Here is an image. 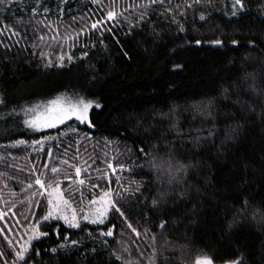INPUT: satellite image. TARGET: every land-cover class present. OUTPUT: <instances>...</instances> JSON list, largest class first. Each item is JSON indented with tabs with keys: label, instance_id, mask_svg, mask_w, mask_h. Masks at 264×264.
<instances>
[{
	"label": "trees",
	"instance_id": "trees-1",
	"mask_svg": "<svg viewBox=\"0 0 264 264\" xmlns=\"http://www.w3.org/2000/svg\"><path fill=\"white\" fill-rule=\"evenodd\" d=\"M178 4L184 5L185 0H171V6H164L170 8L168 12L160 5L149 7L145 22L135 28L131 24L137 23L144 9L132 10L133 0H116L115 5L110 0H8L0 4V98L5 101L0 104V213H5L0 227L12 226L7 235L16 249L27 241L33 225L39 224L40 231L49 233L32 241L29 256L33 251L40 255L29 264H121L113 253L122 260L150 264L153 251L157 252L155 264H195L203 254L211 256L215 264L241 255L243 264H264V223L248 220L231 231L225 223L232 221L229 210L237 201L254 200L257 205L264 201V122L234 103L239 92L241 104L255 102L257 113L264 110V99L248 90L251 84L264 95V0H244V10L237 8L236 15L232 0H202L193 8L177 10ZM125 7L129 10L124 11ZM112 8L123 11L131 24L123 17L110 21L115 39L108 32L101 38L89 31L90 24ZM172 16L183 24V32L171 22ZM5 25L20 35H12ZM81 29L83 34L73 39ZM217 39L223 44H215ZM61 55L62 67L58 66ZM49 60L51 66H46ZM178 64L183 67L174 70ZM245 73L254 79L238 83ZM225 88L230 99L224 97ZM61 92L95 93L92 98L102 105L90 112L94 126L79 124V135L70 140L81 144V178L87 179L85 160L92 164L88 171L93 177L99 175L93 168L106 166L102 163L105 153L109 158L115 154L131 168V172L118 174L120 183H116L117 175L111 177L110 186L106 180H98L104 187L94 191L110 187L127 196L121 203L129 222L141 232L139 239L120 218L114 221L113 236L106 237L100 233L112 221L68 228L61 220H42L43 197L29 203L32 190L25 193L24 188L33 179L30 167L44 163L45 154L28 143L11 145L17 140L57 136L60 130L33 133L23 125L21 109ZM209 103L217 132L194 146L186 126L199 125L202 117L194 106ZM177 121L184 130L182 138L170 128ZM162 136L165 143L161 147L174 141V163L189 166L187 174L181 173L176 180L153 166L151 154L138 152L141 147L149 152ZM53 147L46 143L45 150ZM75 147L72 143L65 158L71 159ZM62 151V147L56 148L55 154ZM66 171L74 177L72 169ZM130 180L136 182L131 188L142 187L129 196L121 185L129 187ZM73 185L76 187L75 178ZM162 192L169 193L167 203L152 209L151 199ZM181 192L185 195L180 196ZM91 195L85 187V201ZM37 201L39 207H33ZM162 218L171 225L163 236L158 228ZM146 230L148 235H144ZM152 234L157 237L155 242ZM166 241L168 247H164ZM0 248L5 253L12 251L2 235ZM52 248L57 249L55 254Z\"/></svg>",
	"mask_w": 264,
	"mask_h": 264
},
{
	"label": "snow or ice",
	"instance_id": "snow-or-ice-1",
	"mask_svg": "<svg viewBox=\"0 0 264 264\" xmlns=\"http://www.w3.org/2000/svg\"><path fill=\"white\" fill-rule=\"evenodd\" d=\"M8 0H0V4L7 3ZM110 2L115 5L116 0H110ZM202 0H191L187 2L185 0L184 5H176L175 8L178 10L181 7L184 8H193L194 5L201 4ZM171 6V0H147L144 4H137L133 0V8H143L144 10L139 12L137 17V23L131 24L128 21V18L124 16L123 11L117 12L114 8L106 11L105 14L101 15L98 19L94 20L90 26L89 31H95L103 38L104 33L108 32L115 39V34L112 29L114 25H110V21L117 20L118 17H123L125 21H128L131 24L132 28H135L137 24L145 22V17L148 15L147 9L153 5H160L164 7L165 5ZM233 15H236V9L243 11L245 8L244 0H232ZM129 8L125 7L124 11H128ZM169 7H164V11L168 12ZM163 14V13H161ZM180 15L183 16L184 12H180ZM206 17L201 14L200 20L204 21ZM172 23L177 24L179 31L183 32L185 29L183 24L172 16ZM40 23H43L41 21ZM45 27H50V25H45ZM5 29H8V26L5 25ZM12 31V35H20L19 32L8 29ZM2 34V33H0ZM83 34V29L80 32L76 33V37H79ZM40 40L44 39L43 35L38 37ZM103 43V40L101 39ZM117 45H119V40H116ZM199 44L200 42L197 41ZM217 45H222L223 41L217 39L214 41ZM233 44H236L237 41L233 40ZM43 57V53H41ZM124 56L128 57L127 52H124ZM64 56L59 57L58 66H64L63 64ZM69 62H71L72 57H68ZM51 61H48L46 66H51ZM183 66L176 65L174 70H179ZM250 79H254L252 74L245 73L238 81L240 84L248 83ZM250 91L256 93L257 96H261L264 99V95L257 93L254 86L249 85ZM95 93H89L88 96L83 94H78L72 92H61L60 94L55 95L54 97L45 98L34 103H31L28 106H25L21 109L23 113V125L33 133H43L47 130L57 129L60 130L57 136H47L45 139H37L34 141L27 142L25 140H17L15 145L29 144L37 153L45 154V162L42 164L32 163L30 167L29 176L32 177V182L27 183V187L24 188V192L28 193L29 190H32L29 198V203H32L36 200L37 197H43L46 199V207L44 212H42L43 221L51 220H63L64 224L68 228L80 229L81 220L85 221L87 224L91 225H105L112 221L110 226L106 231L100 233V235L106 237H112L114 234L115 228V219L120 218L121 222L126 225L132 233L135 234L136 238L141 237V232H139L131 222L128 220L124 204L121 203L122 200H126L127 196L120 194V190L117 189L115 192L109 187L106 190L95 192L96 189H101L104 186L98 183V180H106L107 184L110 186L112 181L107 179L108 170H111L113 175H116L117 169L120 172H131V168L125 167V165L117 160V156L114 154L112 157H108L105 153V159L102 163L106 164V168L101 170L99 167L93 168V172L98 173L99 175L93 177L92 172L88 171V168L92 167V164H89L87 160L84 161L85 164H88V168L83 169V173L86 174L87 179L81 178L82 176V167L80 166V156L78 155L81 151V144L76 141H71L70 138L73 135L78 136L79 124H85L88 127H93V122L90 119V112L92 109H100L102 105L93 99L92 97ZM224 97L230 99L229 91L227 88L224 89ZM5 101L0 98V104H4ZM236 104H240L241 111L247 113L250 117L255 118L256 115H259L260 120L264 122V110L257 113L254 103L241 104L240 102V93H237V99L234 101ZM196 113L199 117H202L199 125H191L188 127V131L192 134L191 140L195 145H198L201 141L207 140L213 135L216 134L217 129L215 126L216 117L213 112V105L211 103L204 105H195ZM19 114V113H18ZM167 118V114L165 115ZM193 119H196V116H193ZM210 122L211 126H207ZM76 125V127H73ZM170 128L174 130L177 138L184 137V130L179 127L178 121L170 125ZM71 130V131H69ZM148 131L149 129H145ZM234 131V130H233ZM207 132V136H204L203 133ZM166 135V134H165ZM87 139V136H85ZM68 140V143L65 141ZM46 143H51L54 145L52 149L45 150ZM72 143H76V147L72 150L71 159L65 158V155L68 154V150L71 147ZM165 143V139L162 136L161 140H158L156 144L152 145V148L149 152H145L144 148H138V152L143 156H149L151 154L152 159L151 163L153 166L160 172L171 175L172 179L176 180L177 177L183 173L187 174V168L189 166L183 164H175V154L171 150V145L174 141H166V147H161V144ZM107 146V142L105 143ZM62 147L63 151L56 155V148ZM85 151L88 149L85 147ZM131 151V149H129ZM159 152H163L164 155L160 156ZM54 161V162H53ZM114 161L116 163H114ZM95 163V161H93ZM142 167V166H141ZM66 169H72L74 171V177L69 174ZM75 178L76 187L73 188V182ZM171 182V181H169ZM177 182H182L177 180ZM116 183H120L119 175L116 176ZM136 183L134 180L129 181V187L123 188L124 192L129 196L134 195L139 191L142 185L137 184L136 188H131V185ZM38 186V187H37ZM7 187V185H5ZM87 187L89 192L92 193L91 198L88 199L87 204H84V188ZM67 189H72V191H67ZM169 193L162 192L159 195V198L153 197L151 199V207L154 210H159L162 204L167 203V197ZM180 196H184L185 193L181 192ZM75 204V206H74ZM82 205V206H81ZM33 207H39L38 201L33 204ZM11 210V209H10ZM79 213V215H78ZM229 214L232 216V221L227 223L228 230L231 231L237 224L241 222H246L252 220L258 223H264V201H261L259 205L256 202L249 200L237 201L235 206L229 210ZM5 213H0V220L4 218ZM16 215V213H13ZM171 225L167 219L162 218L158 224V228L161 230V236L169 230ZM12 226L8 225L7 227H0V235L3 236V239L7 242V245L12 249V251L5 253V251L0 248V261L3 264H29L30 260H33L35 256L40 255L39 251H33L32 255L29 256V252L32 250V241L49 235L47 231H40V225H33L30 229L31 234L28 235L27 241L24 244H21L18 249L13 246V241L9 239L7 233L12 232ZM57 234H59V229H56ZM123 236V232L120 233ZM148 231L144 232V235H148ZM157 239L155 234L151 235V240L155 242ZM61 248L64 245L60 246ZM164 247H168V242H165ZM50 251L55 254L57 252L56 248L50 249ZM125 252H129L128 248H124ZM115 255L116 260L121 261V264H140L139 260H122L120 255ZM143 256V253H141ZM157 252L153 251V259L150 261V264H155ZM243 256L237 258H232L225 261V264H243ZM195 264H215V261L211 256L203 254L201 258H197Z\"/></svg>",
	"mask_w": 264,
	"mask_h": 264
},
{
	"label": "rangeland",
	"instance_id": "rangeland-1",
	"mask_svg": "<svg viewBox=\"0 0 264 264\" xmlns=\"http://www.w3.org/2000/svg\"><path fill=\"white\" fill-rule=\"evenodd\" d=\"M97 1H99V0H97ZM45 45H46V44H45ZM63 56H64V55H63ZM81 125H85V124H81ZM51 130H54V129H51ZM51 130H47V131H51ZM47 131H46V132H47ZM113 155H114V154H112L111 157H112ZM117 160H118V161L120 160V158H118V156H117ZM114 163H116V162L114 161ZM105 168H106V166H104V167H102V168H100V169H103V170H104ZM121 173H122V172H120L119 169H117V173H116V175L121 174ZM116 175H113L112 172H111V170H108V176H107V179H108V180H111V179H112L111 177H114V176H116ZM37 187H38V186H37ZM73 188H75L74 185H73ZM87 202H88V201H84V204H87ZM74 206H75V204H74ZM81 206H82V205H81ZM78 215H79V213H78ZM61 221L63 222V220H61ZM82 223H86V222L83 221V220H81V224H82Z\"/></svg>",
	"mask_w": 264,
	"mask_h": 264
}]
</instances>
